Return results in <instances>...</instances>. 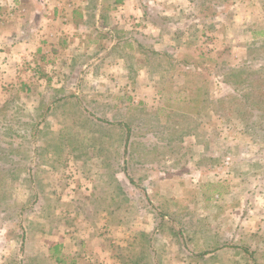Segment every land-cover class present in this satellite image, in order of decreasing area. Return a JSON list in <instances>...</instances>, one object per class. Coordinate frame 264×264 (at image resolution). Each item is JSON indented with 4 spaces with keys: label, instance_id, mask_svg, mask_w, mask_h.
<instances>
[{
    "label": "rangeland",
    "instance_id": "1",
    "mask_svg": "<svg viewBox=\"0 0 264 264\" xmlns=\"http://www.w3.org/2000/svg\"><path fill=\"white\" fill-rule=\"evenodd\" d=\"M14 1L0 0V264H264V0H137L146 24L125 38L41 27L46 45L12 61L4 33L56 7Z\"/></svg>",
    "mask_w": 264,
    "mask_h": 264
},
{
    "label": "crops",
    "instance_id": "2",
    "mask_svg": "<svg viewBox=\"0 0 264 264\" xmlns=\"http://www.w3.org/2000/svg\"><path fill=\"white\" fill-rule=\"evenodd\" d=\"M13 1L14 0H7V4H11ZM53 1L54 7L56 6L55 8H58V10L54 8L52 13L53 18H48L47 21L45 19V16H43V19H45L43 21V24H47L46 26H43L42 23H36L35 25H32L31 31L27 30V33L24 31V28L25 26H27L29 20H31L33 16H37L36 10H34L30 12L29 16L27 15V18L24 16L21 19L17 20V22L20 23V27L18 26L15 29H10L8 33H4L2 39L5 40V53L6 56H10V59H12V61L19 60V58L21 60L22 56H26V54H28V56H34L35 54L32 53L33 47L42 46L41 43L43 42L40 41L41 36L39 35L44 34L45 28H48L49 30L53 31L56 34V38H59L61 35H63L64 30L65 32L70 31L71 33H73V31L75 30V32L81 33L84 36L88 34V38L94 34H99L100 36L105 38V41L107 40L110 43L114 39L116 40V38H119L120 40V38H122L127 32H131L130 30H135L134 28H137L139 24H146V21H144V17L141 18V5L138 4L137 0H87L83 4L82 2L80 3L75 0V2H71L67 6L65 5V3L63 4L60 2H56L57 0ZM14 2L16 7H21L19 0H15ZM154 2L156 5L160 6L162 10L166 8L165 4H162L161 1L156 2L154 0ZM59 4H62L64 8L58 7L60 6ZM66 8H68L69 11H67V14L65 12L63 13L67 16V19H64L66 24H64L63 20H60L58 17L62 14L60 10L64 11V9L66 10ZM79 12H81L82 14ZM41 27H44V30L42 32H40ZM30 28L31 24L29 25V29ZM56 38H53V40L49 41L50 44L52 43L51 47L58 46L59 39L56 43ZM43 44L46 45V43ZM108 44L107 42H104L103 47L95 53L99 52V55L101 57L103 51H105L104 49L107 47ZM89 46L92 47L90 41L88 43V48ZM88 50H90L88 51V53H93L92 49ZM37 52H40V48L37 49ZM5 53L3 52L2 54L5 55ZM98 62H100V60L96 63ZM9 68L12 69V77L20 75L19 73H23L21 71V65H10ZM19 77L22 78L23 76L20 75ZM69 85H72V83H70ZM40 96H43V92L41 89ZM105 230H108L109 232L111 229L107 227ZM67 242H69L67 239L63 240L62 243H60V249L65 248ZM73 242L77 245L79 243L81 245H86L96 244L98 241L97 238L92 239L89 236L86 241H83V239L79 240V237L75 236L73 238ZM71 244L72 243H69V245ZM62 251L64 252V249Z\"/></svg>",
    "mask_w": 264,
    "mask_h": 264
},
{
    "label": "trees",
    "instance_id": "3",
    "mask_svg": "<svg viewBox=\"0 0 264 264\" xmlns=\"http://www.w3.org/2000/svg\"><path fill=\"white\" fill-rule=\"evenodd\" d=\"M136 42H138V41L136 40ZM139 47L142 48V49L144 48V46H143V44L141 42H140ZM263 90L264 89L259 88L258 91H259V94L260 95H262V94L264 95V91ZM261 91H263V92H261ZM256 102H257L258 105L256 104V105H254V107L252 106L251 110L254 111L255 109H258L259 111H262L263 112V109H262L261 106H264V98L263 99H260L259 101H256ZM261 117H264V113H262ZM58 261H60V260L58 259Z\"/></svg>",
    "mask_w": 264,
    "mask_h": 264
}]
</instances>
